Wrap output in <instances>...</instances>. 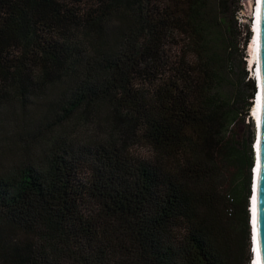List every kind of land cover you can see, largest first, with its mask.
Masks as SVG:
<instances>
[{"label":"trees","instance_id":"1","mask_svg":"<svg viewBox=\"0 0 264 264\" xmlns=\"http://www.w3.org/2000/svg\"><path fill=\"white\" fill-rule=\"evenodd\" d=\"M241 10L0 0V264H250Z\"/></svg>","mask_w":264,"mask_h":264},{"label":"water","instance_id":"2","mask_svg":"<svg viewBox=\"0 0 264 264\" xmlns=\"http://www.w3.org/2000/svg\"><path fill=\"white\" fill-rule=\"evenodd\" d=\"M249 48L257 55L258 94L251 113L256 121L255 166L252 173L251 220L255 264H264V0H256Z\"/></svg>","mask_w":264,"mask_h":264},{"label":"rangeland","instance_id":"3","mask_svg":"<svg viewBox=\"0 0 264 264\" xmlns=\"http://www.w3.org/2000/svg\"><path fill=\"white\" fill-rule=\"evenodd\" d=\"M241 2H242V10H241V12H240V14L238 16V19H239L238 22L241 25H245L248 22L249 18H250L251 19L250 20L251 21L250 30H252V14H253L254 6H255L254 5V0H241ZM248 48H249V46L247 47L246 56L244 58V60H245V68L248 71V77H252L253 78L252 71H249V69H248L250 64L252 63V61H251L252 59L249 58V57H251L253 54L251 55V53L248 52ZM251 120L252 119H250V122H252ZM247 123H248V121H245V124H247ZM253 127L255 128V134H256V127H255V123L254 122H253ZM250 130H251V128L247 129V128L242 127L240 125L238 127L236 126V133L238 135H244L246 138H248Z\"/></svg>","mask_w":264,"mask_h":264},{"label":"bare ground","instance_id":"4","mask_svg":"<svg viewBox=\"0 0 264 264\" xmlns=\"http://www.w3.org/2000/svg\"><path fill=\"white\" fill-rule=\"evenodd\" d=\"M254 5H256V0H254ZM254 11H255V10L253 9V14H252V15H254ZM252 26H253V25H252ZM252 36H253V33H252ZM248 52L251 53V55L253 54L251 57H249V58L252 59V60H251L252 63H253V62H256V63H257V55H256V53H255L254 51H252L250 48H248ZM254 60H255V61H254ZM254 64H255V63H254ZM253 68H254V65H253ZM256 73H257V70H256ZM256 97H257V96H256ZM253 107H254V106H253ZM252 226H253V224H252ZM252 230H253V228H252ZM251 236H253V234H252ZM254 252H255V248H254ZM252 256H253V255H252Z\"/></svg>","mask_w":264,"mask_h":264},{"label":"clouds","instance_id":"5","mask_svg":"<svg viewBox=\"0 0 264 264\" xmlns=\"http://www.w3.org/2000/svg\"><path fill=\"white\" fill-rule=\"evenodd\" d=\"M249 69V68H248ZM250 71V70H249ZM253 79V78H252ZM251 223H252V220H251ZM251 252V250H250ZM251 255L252 256V263L250 262V264H255V252H254V244H253V248H252V252H251Z\"/></svg>","mask_w":264,"mask_h":264}]
</instances>
